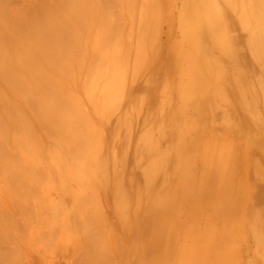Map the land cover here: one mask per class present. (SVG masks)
Returning a JSON list of instances; mask_svg holds the SVG:
<instances>
[{"label":"rangeland","instance_id":"374dc122","mask_svg":"<svg viewBox=\"0 0 264 264\" xmlns=\"http://www.w3.org/2000/svg\"><path fill=\"white\" fill-rule=\"evenodd\" d=\"M9 1L7 0V9L11 8L12 10V7H14V9L18 7V10H25L32 2L34 4L35 0H12L14 3L13 5H11L12 2ZM49 1L52 3V0ZM49 1L47 0L48 5ZM94 1L99 7L104 3L102 0ZM131 1L132 0H113L112 3L114 2V4H109L108 11L111 17L108 16L109 19L107 18V20H114L118 14H120V18L123 14V18L118 19L117 24L115 23L117 25V28H115L118 31V27L122 25V22L126 21L125 18L129 15V21H131L130 15H133L131 21L133 23L129 22V25L132 24L131 30L134 31V33H132L130 29H127L128 22H126L125 25L123 23L120 27V29H123L121 30L122 35L119 30L120 35L117 34L118 32H115L116 35H119L116 36L118 38L115 39V36H112L114 38L111 37L107 40L109 44L107 41L104 42L105 44L107 43L108 49L103 43L102 45L104 47H102V45H100L101 41L98 39L100 35L99 32H101L102 29L98 31H94L91 28L86 30V27L82 26L83 30L79 29L81 32H77L78 35H83L80 38L81 41L83 39V43H80L81 50L88 52L93 50L94 52L97 51V53H100L102 48L101 55H103L106 50L105 55L107 59L110 58L109 55L112 56L110 58L111 60H108L110 63L112 61L114 63L111 64L109 68L103 70L102 68L104 66H101V77L99 75V77L97 76L94 78L95 81L93 80L89 83L88 79L90 78L87 76L88 74H86V67H88L87 61L82 62V64L80 62L81 60L77 62V54L71 58L72 60L69 59L70 61H67L68 59L63 60L61 57L58 58L61 60H59L60 63L65 64L67 62L66 64L68 65L61 64V67L51 69V71L49 70V74H53L55 79L66 85L68 83V85L65 86L67 91H69V104H71L69 113L74 111V115L70 114V116L73 115L71 120L75 118L81 120L82 124H78L77 127L81 130H85L89 135L81 149L76 147L77 142L80 141L78 136L73 133L74 136L71 135V133H67L68 130L63 124L60 127L62 130L59 129L61 131H56L55 127L51 125V121L48 122L44 120L45 117L43 113L39 112L40 115H43V117L42 115L39 117V114L28 105L26 106L30 109L23 105L27 104V101L25 100L26 103H22L24 100H21L22 97L20 99V95L19 98L17 97L18 94L11 98V101L14 100L12 103H15L16 107H21L22 113L24 112V122L27 120L25 125H29L28 127H30L25 129L26 126L22 123L24 128L20 126L19 130H27L29 137H32L31 142L27 141L31 147H24L27 143L24 139L25 142L23 141L21 143V145L24 143V146L18 148V145L15 149L13 141L9 139L5 140V137L0 138V143L2 142V144H0V151H5V157L7 156L5 160V164H7L6 173L9 175V172H15L22 175V177L18 178V185H12L10 180L6 177V174L0 177V207L2 210L9 213L12 212L10 214L15 221H19V223L16 222L17 225L14 224V239H16L13 241V246L16 251L14 253L17 254L18 263L80 264L93 255L103 257V254L116 255L117 257L120 255L123 258L124 255L122 254L124 250L125 254L128 248H126L128 245L125 240L126 238L124 236L122 237L124 234H122V232L126 233L123 224L124 221L134 218V220L137 219V223H140L142 220L141 217L145 216V220L149 223V237L154 234L160 239L155 246H153L149 240L147 243L149 245L148 254L150 258L154 257L156 261H158L156 256H161L163 252L166 251V248H172L174 252L172 263L170 260L168 261L169 257L166 258V261H168L167 264H173L175 257L182 253L179 247L185 245L196 248L198 241L205 237L206 232L204 230H210V232L213 233L214 224H216L219 227V229H216L219 230L218 235H220V237L230 238L228 240L233 239L232 241H228L227 238H222L223 241L221 242L222 244H219L220 247L228 249L229 253L234 255V258L239 257L242 264H246L247 262L255 264L253 261L255 262L256 258L262 260L263 262L261 264H264V237L261 238V243L260 234H258V231L264 230V167L257 168L253 164L255 155L248 147L250 143L249 140L252 136L248 130L246 131L244 123L238 126L236 122L237 118V121L240 120L239 117H241L243 113V100L239 89L230 80L229 67L227 66L229 65L233 72L237 70L241 76L253 74L252 83L247 85V89L251 90L252 87L257 89V79L261 77L259 76V64L256 61L253 62V57H249L251 53L249 54L247 42L248 38L251 36L249 34L250 31L246 29V31H243L241 29L243 27L240 21L236 19V15H229L221 0H217L220 7H223V11L221 12L219 9L220 7L217 5L219 7V12L223 13V16L225 14L224 17H221L222 19L224 18L223 20L225 22L223 21V23H225V25L222 24V19L219 14L217 17L219 16L218 18H220L221 21L217 18L215 23H219L220 27L218 28L217 25L215 26L218 30L220 29V31L223 29L226 36L232 39V47L234 46L237 48L235 51L238 52V57H235L234 60L239 64L234 63L239 65L238 67L240 68L235 69L237 66L234 64V66H236L234 68L230 65L227 59L220 55L219 49L214 48L213 45L203 37L202 32L205 25L202 24L201 19H198V14H196L194 18L185 15L182 0H148L150 3H146V0L145 2L144 0H134L135 3L137 2L136 4ZM43 2L47 3L44 0ZM55 2H57V0ZM140 2L141 4H139ZM157 2H159L161 8H159V6L157 7ZM9 3L11 5L10 7ZM38 3L41 4L40 1ZM54 3L51 5H54ZM105 4L108 6V3ZM142 4L146 7H143ZM154 4L155 6H153ZM150 5L153 7L150 8ZM112 6L114 7L111 9ZM155 7L157 10H155ZM114 8L117 11L113 10ZM137 8L141 9V12H136ZM144 8L148 9L146 10ZM144 10H146V12ZM111 11L112 13L114 11L117 13H114L116 15L115 17ZM154 11L158 12L154 13ZM21 12L22 11H20V13ZM144 13L146 14L144 15ZM148 14L152 16L148 17ZM155 14L157 17H155L156 19L153 17ZM143 16H146L145 18L147 19L149 18V21L144 19ZM151 17L153 21L154 19L157 20V25L155 22H153L154 24L151 22ZM121 19H124V21L122 20L121 24L118 26V22L119 20L121 21ZM158 19L161 22L158 21ZM139 20H141L140 24L138 23ZM178 20H181V26H179L180 21L178 23ZM114 21H116V19ZM146 22L149 23L147 24L149 28L146 26L148 29L146 30L147 32H144L143 29H146L144 26ZM154 26H157L156 29ZM128 28L130 27L128 26ZM151 28H154V30L152 29L153 31H149ZM224 28H226V30ZM92 31H94L95 35H93L94 33ZM126 32H131L133 36L131 33L127 34ZM144 33H154L153 36L155 37L145 35V38ZM247 34L250 36L246 37ZM127 35L136 39V42L133 40V42L137 44L133 43L136 47L134 48V45L131 48L135 50L139 47L137 50L139 52H137V54L135 53V55L133 54L134 52L130 53V51H132L130 49L132 45L130 42L132 40L128 38L129 36L127 38L130 40L126 39ZM121 36L122 39L120 40L119 38ZM142 37H144L143 40H147V43L144 41L146 44L143 42ZM111 39H113V41H111ZM245 40L247 42H245ZM115 43L118 47L121 45V48L118 50L114 49L116 46H114ZM143 43L145 49H143ZM222 43L219 44V47L225 50L227 44ZM117 46L116 48H118ZM98 49H100V51ZM198 49L200 50L198 51ZM114 53L118 54V57H115ZM132 55H134V57ZM239 57H241V59ZM115 58H117L116 60L119 64L115 62ZM205 58L209 59V61L204 62L203 59ZM242 58L245 59L246 62ZM127 59H129V61ZM109 62H106V65ZM79 63L81 65H79ZM114 64L115 66L112 68ZM207 64L209 66L211 64L218 69L220 72L219 80L214 79L213 71L209 69L211 66L208 67ZM246 65L249 68H246L248 70L245 69ZM68 66H70V68ZM241 66H243V68ZM59 68L65 69V72L69 69L67 73L68 76L71 75V78L67 77V73L63 74L64 71L62 74H59L61 70L56 73L55 70ZM70 70H73L72 74H69ZM60 75L63 77L66 75V78ZM110 75L112 78H110ZM107 80L109 81L107 82ZM92 85H94V87ZM183 87H188V92L182 91ZM189 88L191 89L189 90ZM119 90L120 92H117ZM84 91H86V93H84ZM13 95L15 94L13 93ZM104 96H106V98H104ZM217 96L226 97L229 105L233 108V126L229 129L226 128L223 123L220 110L214 108L218 106L215 102ZM102 98H104V100ZM263 106L264 104H261L262 113L264 114ZM49 107V105H46L45 108L49 109ZM72 107H76L77 109L75 108V110ZM19 130H13V140L15 132H18L16 133V135L18 134L17 136L21 135L22 137L23 132L20 133ZM1 139L4 140L5 144ZM9 142L14 145L12 149L9 147L11 146ZM4 145L8 147V149ZM222 145L224 147L235 145L237 154L248 161L247 166L244 168H248V166L251 165L249 171H252V173L247 176L246 183H244L248 188V192L246 196H242L239 207L230 221L226 222L225 225H223L225 222H222V224L219 219L218 221L217 219H198L196 214L194 217L189 213L191 209L186 207L184 203L182 204L183 201L181 202L180 200V198L184 197L187 191H189V180H191L192 177L198 178L201 174L206 173V160L212 157V155L214 156L216 153H219L222 150ZM39 148L40 150L38 151ZM10 149L11 151L14 150L11 152ZM33 149L34 151L36 150L35 153ZM13 155L15 157H13ZM203 168L205 170H203ZM126 174L129 175L126 176ZM131 174H133V177ZM100 176H103V179H100ZM131 178L132 180H130ZM98 179L100 181L98 182L100 186H97L96 183ZM111 180L113 181L112 185L109 184ZM237 180L238 184H241L240 176L237 177ZM63 183L65 184L63 185ZM77 184L84 186H79L78 188ZM90 184H92V188H90L91 186L89 187ZM113 185H115V187ZM110 187L112 189H109ZM63 189L64 192H62ZM79 189H81V191H79ZM13 192L14 194H12ZM11 194L14 197H12ZM15 195H17V198ZM1 197L6 198V200ZM136 200L140 202V204ZM17 201L19 204H16ZM54 203L56 204L53 205ZM16 205H18V207ZM132 205H134V207ZM165 205L177 207V210L172 214L171 218H169L166 213ZM187 208L189 212L186 211ZM19 211H22L21 213L24 214L23 217H20L21 214L18 215L20 213ZM123 211L125 213H123ZM128 213L132 215V218ZM16 215H18V218ZM50 215H54V219ZM191 217H194L195 220ZM43 219L44 221L42 223L41 220ZM45 220H48L50 223L45 224ZM36 221L38 222L36 223ZM33 222L35 224H33ZM243 222L245 225L244 230L242 228ZM53 223L55 224L52 225ZM25 224L29 226L26 227ZM42 224L44 226H42ZM192 226L197 231L189 232L188 229ZM23 227H25V229H23ZM43 227L45 230H48L45 231ZM50 227L51 229L53 228L52 231ZM222 230L223 232H221ZM224 233L228 236L224 235ZM113 235L117 238L115 236L113 237ZM200 236L202 237L198 238ZM223 242L227 244V247H225ZM87 244L90 248L87 247ZM122 245L124 247H122ZM114 247L116 249L115 252L113 250ZM117 249L118 252H116ZM77 251L80 252L78 253ZM193 258L195 257L193 256ZM156 261H152L153 264H155ZM159 263H161V260Z\"/></svg>","mask_w":264,"mask_h":264},{"label":"bare ground","instance_id":"6f19581e","mask_svg":"<svg viewBox=\"0 0 264 264\" xmlns=\"http://www.w3.org/2000/svg\"><path fill=\"white\" fill-rule=\"evenodd\" d=\"M39 1L41 2V4L38 3ZM39 1L35 0L34 4L32 2V4L28 8H26L25 10L24 9L18 10L19 9L18 7H17V9H14V7H12V10H11V8L7 9V0H0V138L5 137V140L9 139L10 141H13V144L15 146L10 142H9L10 144L8 143L9 145L12 146V147L9 146L11 149L13 148V146H14V149L17 148L18 145H19L18 148H20V146H24V143L21 145V143L24 141V139L26 142L32 141V137L31 136L29 137L28 131L25 130L26 128H30V127H28L29 125L28 126L25 125V122L27 120L24 122V120H25V118L23 116L24 112L22 113L21 107H16L15 103H12L14 100L11 101V98L16 96V94H18V96H17L18 98L20 95V99L22 97V99H21L22 101L23 100L27 101V104H23V105H25V106L28 105L31 109H33L35 112H37L39 114V117L42 115V114L40 115L39 112L43 113L44 117H45L44 120H47L48 122L51 121L52 122L51 125L55 127L56 131L61 129L60 127L63 124L66 127V129L68 130L67 133H71V135L76 134L78 136V139L80 140L79 142H77L76 147L78 149H81L89 135L87 134V132L85 130H81L80 128L77 127L78 124H80L82 122L81 120H77L76 118L72 119L74 121L71 120L72 116L74 115L73 114L74 111H71V113H69V107H71V104H69L70 103L69 91H67V89H66V86L68 85V83L66 85L65 83H62L61 81H58L57 79H55L53 77V74L52 75L49 74L50 73L49 70L51 71V69L61 67L62 65H65L67 63V62L65 64L60 63L61 60L58 58L61 57L63 60L68 59L67 61H70L69 59H71L74 55L76 56V54H77V62L81 60L80 62L82 64V62L87 61L86 63L88 64V67H86L87 73L86 72L85 73L88 74L87 76H89V78H90V79H88L89 83H91L95 77H97V76L99 77V75L101 77L102 76V74H101L102 73V71H101L102 67L101 66L102 65L104 66L102 68L103 70H106L107 68H109L110 65L114 63L113 61L110 63L108 60L112 56L109 55L110 58L107 59V56L105 55V51H106L105 48H104V50H105L104 54L101 55L100 54L102 51L101 47H100L101 51H100V49H98L100 51V53L99 52L97 53V51L94 52L93 50L90 52L81 50L80 49V43H83L82 42L83 39L81 41L80 38L83 35H78L77 32L79 31V29H82V26L83 27L85 26L86 30H89L90 28L94 31H98V30L102 29V31L99 32L101 37H100V35L98 37V39L101 41L100 45H102V43L105 44L104 42L109 40L112 36H115V39L118 38L116 36H119L122 33L121 30H123V29L122 28L120 29V27L123 25V23L125 25V23L128 22L127 24L130 28H128V26H127V29L131 30L132 29L131 23H133L131 21H132L133 15L132 16L130 15L131 21H129V19H130L128 17L129 15L127 16L128 19L124 17L126 19V21H124V19H121V21L119 20L118 26H119V24H121L122 20L124 22H122V25H120L118 27V31H117V29H116L117 28L116 27L117 26L116 25L117 20L120 18H123L122 17L123 14L119 18L120 14H118V16H116L115 14H117V13H115V11L112 13V11H111L113 16L114 17L116 16V18L113 17L114 20L116 19V21H114V20L108 21L107 20L108 16L111 15L110 12L108 11V7H109V4L111 5L113 0H102V1H104V3H102L100 5V7H99V5H97V3L94 0H57V2H55L56 0H54L55 3L52 0V3H54V5H51L52 3L49 0H48L49 5H48L47 0H44L47 3L43 2V0H39ZM150 1L146 0V3H148V2L150 3ZM155 1H159V0H155ZM9 2H12L11 5L14 4L12 0H10ZM131 2L133 3L134 0H132ZM131 2L130 3L128 2V3L132 4ZM144 2H145V0H144ZM221 2L226 7V11L228 12L229 15H231V14L233 16L236 15V19H238L240 21V23L243 27L241 29L243 31H246V30L250 31L249 34L251 36L248 34L246 35V37L250 36V38H248V42L245 40V42H247V46H248L247 48H248L249 54L251 53V55H252V56L249 55V57H253L252 58V60L254 59L253 62L256 61L259 64V73H260L259 76L261 78L257 79V89L255 87H252L251 90L247 89V87H248L247 85L249 83H252V79H253L252 75L253 74L247 75L245 73L246 75L241 76L237 70L233 72L231 70V67L229 65H227V66L229 67L230 80L239 89V92H240V94L242 96V100H243V107H242L243 113H242V116L239 117L240 120L237 121V119H238L237 118L236 122H237L238 126L242 125L244 123L246 126V131L248 130L250 135L252 136V138L249 140L250 143H249L248 147L250 150L253 151V153L255 155V157L253 158V162H254L253 164L257 168L258 167L262 168V166L264 167V114L262 113V109H261V104H264V84H263L264 83V81H263L264 80V78H263L264 77V0H221ZM105 3H108V6ZM157 3H158V5H157V7H158L159 2H157ZM182 3H183L182 6L184 9L185 15L192 16V18H194V17H196V14H198V16H199L198 19H201L202 24L205 25V28L203 29V32H202L203 37L211 45H213L214 48L219 49L220 55L222 57L226 58L230 65H232L234 68L236 66L238 67L239 65H237V64H239V63L235 62V60H234L235 57L236 58L238 57V52L235 51V50H237V48L234 46L232 47V45H231L232 39H230L228 36H226V33L223 29H221V31H220V29L219 30L217 29V27L218 28L220 27L218 21H217L218 24L215 23L219 16H220V18L225 16V14L223 16V13L219 12V9L221 12L223 11V9H222L223 7H220L218 1L217 0H182ZM38 4H40V5H38ZM113 4H114V2L112 3V5ZM139 4H141V2ZM11 5L9 3V7ZM55 5H57V6H55ZM142 5H143V7L145 6L144 4H142ZM212 5L215 7V9ZM153 6H155V4ZM153 6L150 5V8ZM19 7H21V6H19ZM113 7L114 6H112L111 9ZM134 7H135V5H134ZM21 8H24V7H21ZM159 8H161V7L159 6ZM159 8H158V10H159ZM13 9H14V11H13ZM127 9H128V7H127ZM130 9H131V7H130ZM144 9H146V8H144ZM7 10H9V11H7ZM113 10H116V9L114 8ZM146 10H144V11L146 12ZM155 10H157V8ZM20 11H22L21 12L22 14L20 13ZM138 11L141 12V9L137 8L136 12H138ZM15 12L20 13V14H17ZM127 12H128V10H127ZM155 12H158V11H154V13ZM12 13H14V14H12ZM149 13H150V10H149ZM126 14H129V13H126ZM145 14L146 13H144V15ZM152 14H153V12H152ZM139 15H140V13H139ZM217 15H219V16L217 17ZM150 16H152V15L150 14ZM150 16L148 14V17H150ZM145 17L143 16L144 19H147ZM153 17L155 18L156 14ZM220 18H218V19L220 20ZM151 19L150 20L152 23L157 22V20H155V19L153 21L152 17H151ZM223 19H222V24L225 25V23H223V21H224ZM227 19H225V20H227ZM140 21L141 20H139V22H138L139 24H140ZM147 21H149V18L147 19ZM158 21H160V20L158 19ZM179 21H180V25L179 24L178 25L181 26V24H182L181 20H178V23H179ZM129 22H131L130 23L131 25H129ZM139 24H138V27H139ZM147 24H149V23L146 22V24L145 25L143 24V25L145 27L147 26L149 28V26ZM157 24L158 23H156V25ZM215 25H217V27ZM229 25H231V24H229ZM134 26H135V24H134ZM144 26H142V27H144ZM147 27H146V29H143L144 32L148 29ZM154 27L156 29L157 26H154ZM152 29L154 30V28H151V29H149V31H153ZM224 29L226 30V28H224ZM119 30H120V34H119ZM94 31H92V32L94 33ZM79 32H81V31H79ZM115 32L116 33L118 32L117 34H119V35H116ZM130 33L131 32H129L127 34H130ZM132 33H134V31H132ZM93 35H95V33ZM145 35H151V37H155V36H153L154 33L153 34L152 33L151 34L150 33H148V34L144 33V36ZM132 36H133V34H132ZM127 37L132 40L130 42V43H132L131 46L128 43L130 46V49H131L136 44L135 43L136 39L135 38L133 39V37H130V35H127L126 39H128ZM147 37H150V36H147ZM112 38H114V37H112ZM143 38L144 37H142V40H143ZM145 38H146V36H145ZM187 38H188V36H187ZM119 39L121 40L122 36ZM130 39H128V40H130ZM133 40L135 42H133ZM111 41H113V39H111ZM117 41H116V43H117ZM144 41H146V43H147V40L144 39L143 42ZM153 42H154V40H153ZM222 42L224 44H227L226 45L227 48L225 50L223 48L219 47V44ZM116 43L114 44V46L115 45L117 46ZM119 43H121V42H119ZM133 43H135V44L133 45ZM144 43H143L144 48L142 47L143 49H145ZM108 44H109V42H108ZM173 44H174V42H173ZM136 45L134 46V48L136 47ZM83 46H84V44H83ZM107 46L108 45L106 43L105 47H107ZM116 46L114 47V49L118 50L121 48V45L119 47L117 46L118 48H116ZM129 46H128V48H129ZM102 47H104V46L102 45ZM179 47H178V49L180 50ZM84 48H85V46H84ZM111 48H113V47H111ZM138 48L135 49L136 51L134 49L133 50L131 49L132 51H130V49H129V51H130V53L134 52L133 54L135 55V53L137 54V52H139V51H137ZM107 49H108V47H107ZM199 50L200 49H198V51ZM115 52H116V50H115ZM178 54H179V52H178ZM243 54H245V53H243ZM117 55L118 54H115L114 56L118 57ZM134 55H132V56L134 57ZM182 56H183V54H182ZM201 57L203 58L202 55H201ZM239 58L241 59V57H239ZM116 59L117 58H115V62H117ZM245 59H246V57H245ZM245 59H243V60H245ZM127 60L129 61V59H127ZM182 60H184V59H182ZM203 61L204 62L209 61V59L205 58V59H203ZM106 62H109V63L106 65ZM234 62L237 64H235ZM245 62H246V60H245ZM69 63H71V62H69ZM81 64L79 63V65H81ZM234 64L236 66H234ZM66 65H68V64H66ZM114 66H115V64L112 65V68H114ZM207 66L208 67L211 66L209 69L213 71L214 79L219 80L220 72L218 71V69L211 64H210V66L207 64ZM246 66H245V69L248 68V66L247 67ZM65 67H67V66H65ZM68 67L70 68V66H68ZM237 67L235 69L240 68V67H238V68ZM241 67L243 68V66H241ZM248 69H246V70H248ZM59 70H61L60 71L61 73L59 72ZM68 70H67V72H68ZM240 70H242V69H240ZM63 71H64L63 74L67 73V72H65V69L59 68L58 70L57 69L55 70V72L56 73L59 72V74H62ZM72 72H73V70H70L69 74L70 73L72 74ZM86 74H85V77H86ZM256 74H254V75H256ZM66 75H67V77L71 78V75L68 76V73ZM66 75H64L65 78H66ZM73 75H74V73H73ZM50 76H52V77H50ZM61 77H63V76H61ZM110 78H112V76ZM254 80H256V79H254ZM108 81L109 80H107V82ZM89 83H88V85H89ZM92 84H94V83H92ZM243 84H244V87H243ZM92 86L94 87V85H92ZM124 86H126V85H124ZM250 86H252V85H250ZM190 89L191 88H189V90ZM182 91L188 92V87H183ZM117 92H120V90ZM117 92H115V93H117ZM13 93L15 95H13ZM84 93H86V91H84ZM98 94H99V92H98ZM106 94H108V93H106ZM115 97H114V99H115ZM104 98H106V96H104ZM104 98H102V99L104 100ZM112 98H113V96H112ZM13 99H15V98H13ZM119 99H121V98H119ZM24 101L22 103H26V101L25 102ZM107 101H108V99H107ZM118 101H120V100H118ZM215 102L218 106H215L214 108L220 110V114L222 116L223 123L225 124L226 128L229 129L230 127L233 126V119H234L233 108L229 105V102L227 101L226 97L217 96ZM46 105L50 106L49 109L45 108ZM73 105H76V104H73ZM21 106H22V104H21ZM30 108H28V109H30ZM72 108L75 109L76 107H72ZM72 108H71V110H72ZM30 113H31V111H30ZM70 114H73V115L70 116ZM42 117H43V115H42ZM22 123H24V125L26 127L24 130L21 129L22 130L21 131V130H19V127L20 126L23 127ZM48 125H50V124H48ZM13 130H19L20 133L23 132L22 137H21V135L17 136L18 134L16 135V133H18V132H15L14 136L16 138L14 137V140H13L12 139L13 133H14ZM61 130H59V131H61ZM94 133H95V131H94ZM17 138H20V139H17ZM1 140L4 143V140L3 139H1ZM28 143L29 142H27L24 147H27V148L29 146L31 147V145H29ZM0 144H2V142ZM32 147H35V146H32ZM6 148L8 149V147H6ZM35 148H37V147H35ZM11 149H10V151H11ZM221 149L222 150L219 153H216V155H214V156L212 155V157H209L206 160L205 166H206L207 170H206L205 174H201V172H200V174H201V175L199 174L200 177H198V178L192 177L191 180H189L190 181L189 187H188L189 191H187V193L184 195V197H181L180 200H181V202L183 201L182 204L184 203V205H186V207L191 209L190 212H189L188 208L186 211H188L194 217L196 214V217L198 219H208V220L209 219H212V220L217 219V221L219 219L221 221L220 223L225 222L224 224L222 223L223 225H225L226 222L230 221L231 217L234 215L237 208L239 207L242 196H246V194L248 192V188L245 186L246 184H244V183H246V178L249 174L252 173V171H249L251 165H249L248 168H244L247 166L248 161L245 158L243 159V157H240L239 154H237V152L235 150V145H233V146L228 145L226 147L223 146ZM39 150H40V148L38 149V151ZM45 150H46V148H45ZM33 151H34V149H33ZM4 152H2V150L0 151V177L5 176V174H6V177L10 180L12 185H18L17 184V181H19L18 178L22 177V175L19 173H15V172H11V173L9 172V175L6 173L7 164H5V160L7 159V156L5 157L6 153H4ZM35 152H36V150L34 151V153ZM13 157H15V156L13 155ZM203 170H205V169L203 168ZM202 173H204V172H202ZM129 174H126V176ZM34 175H36V174H34ZM131 176L133 177V174H131ZM238 176H240L241 184H238V180H237ZM102 177L100 176V179H103ZM96 180H94V181H96ZM122 180H124V179H122ZM130 180H132V178ZM79 181H81V180H79ZM126 181H127V179H126ZM5 182H7V181H5ZM98 182H100L99 179L96 183H97V186L98 185L100 186V184ZM112 183H113V181L111 180V182L109 184L112 185ZM64 184L65 183H63V185ZM77 185H78V188H79V186L80 187L84 186V185L81 186L79 184H77ZM91 185L92 184H90L89 187ZM113 186L115 187V185H113ZM85 187H86V185H85ZM92 187L93 186H91L90 188H92ZM111 187L109 189H112ZM141 187H144V186H141ZM15 188H17V187H15ZM65 188H66V186H65ZM138 188H139V186H138ZM2 190H3V188H2ZM73 190H74V188H73ZM79 191H81V189H79ZM14 192L12 194H14ZM62 192H64V189L62 190ZM127 192H128V190H127ZM132 192H133V190H132ZM89 193H90V191H89ZM69 194H70V192H69ZM17 195H15L16 198H17ZM146 195H147V191H146ZM12 197H14V196L12 195ZM4 199L6 200V198H4ZM15 200H17V199H15ZM19 202H21V201H19ZM25 202H26V200H25ZM25 202H24V205H25ZM58 202H59V200H58ZM17 203H18V201L16 202V204ZM134 203H136V202H134ZM138 203L140 204V202H138ZM55 204L56 203H54L53 205H55ZM58 205H59V203H58ZM127 205H128V203H127ZM1 206H2V204H1ZM16 206L18 207V205H16ZM132 206L134 207V205H132ZM41 208H42V206H41ZM43 208H44V206H43ZM60 208H61V206H60ZM75 208H76V205H75ZM176 208L177 207H175L173 205H165V210H166V213L168 214L169 218H171L172 214L177 210ZM38 209L41 210L40 208H38ZM10 210H11V208H10ZM10 210H8V211H10ZM56 210H57V208H56ZM137 210H138V207H137ZM16 212H17V209H16ZM21 212L18 215L21 214L20 217L21 216L23 217L24 214H22ZM10 213H12V212H10ZM10 213L5 211V210H2L0 207V264H19L17 261V254L14 253L16 251H15L14 246H13V241L16 239V238L14 239V233H15L14 224H16V222L19 223V221L18 220L15 221V219L13 218V216ZM14 213H15V211H14ZM123 213H125V212L123 211ZM25 214H26V212H25ZM131 214H132V212H131ZM18 215H16V217ZM54 215H55V213H54ZM54 215H50V216H52L54 219ZM26 216H27V214H26ZM130 216L132 218V215H130ZM194 217H191V218L194 219ZM126 218H128V217H126ZM141 218H142V220L140 221V223L139 222L137 223V219L134 220V218L128 219L127 221H124V223H123L126 233L122 232V234L124 233L122 235V237L124 236L126 238L125 240L128 243V245L126 246V248L128 247L126 250V253L124 254V252H125V250H124V252L122 254V255H124L123 258L120 255L117 257L116 255L114 256L111 254L110 255L109 254H107V255L103 254L104 255L103 257H100L99 255H96V256L93 255L89 259H87V260L85 259L86 260L85 262L82 261V263H80V262L79 263L80 264H109V263H113V264H153L152 261H154V260L156 261V259L154 257L150 258V255L148 254L149 245L147 243L149 240L151 242V244L153 246H155V244L158 241H160V239L157 238V236L154 234L149 237V230H150L149 229V223L147 220H145V216L141 217ZM38 221H36V223ZM41 221L43 223L44 219ZM149 222H150V220H149ZM47 223H50V222L47 220L45 224H47ZM33 224H35V223L33 222ZM54 224L55 223H53L52 225H54ZM235 224H237V223H235ZM28 226L29 225H26V227H28ZM42 226H44V225L42 224ZM214 226L215 227L213 229V233H211L210 230H208V231L204 230L206 232L205 237L204 238H201L202 236L198 237L201 239L200 240L197 239L199 241L196 245V248L195 247H193V248L188 247L185 245L182 247H179V249L182 253L180 255L178 254V256L175 257L173 264H242V261L239 257L234 258V255L230 254L228 249H223V247L219 246V244L223 241L222 238H227V237H220V235H218L219 230L216 229V228L219 229L218 225L214 224ZM244 227H245V225L243 222V227H242L243 230H244ZM45 228H46V225H45ZM45 228H44V230H45ZM201 228L203 229L202 226H201ZM23 229H25V227H23ZM50 229H51V227H50ZM52 229H51V231H52ZM47 230H45V231H47ZM224 230H225V228H224ZM188 231L189 232H191V231L195 232L197 230H195V228L192 226V227H189ZM221 232H223V230ZM44 234H45V232H44ZM258 234H260L259 235L260 236V242L262 243L261 238L264 237V230L258 231ZM224 235H226V233H224ZM114 236L115 235H113V237ZM117 236H118V234H117ZM226 236H228V235H226ZM231 237H232V235H231ZM228 239H230V238H227V240ZM232 240L233 239L228 240V241H232ZM90 242H92V241H90ZM116 242H117V239H116ZM46 244H47V242H46ZM223 244L225 245V247H227L226 246L227 244H225V242H223ZM231 244H232V242H231ZM19 245H20V243H19ZM87 247L90 248L89 245ZM122 247H124V246L122 245ZM122 247H121V249H122ZM229 247H231V246H229ZM113 250L115 252V250H116L115 247ZM172 250H173L172 248H166V251L163 252V254L161 256H156V258H158V261H156L155 264L156 263L167 264V262L169 260L172 263L173 253H174ZM111 252H113V251H111ZM116 252H118V249ZM90 254H92V253H90ZM193 256L195 258H193ZM167 257H169L168 261H166ZM84 258H85V255H84ZM160 260H161V263H159ZM262 262L263 261L258 260V258L255 259V262L253 261V263H255V264H261ZM246 264H252V262H247Z\"/></svg>","mask_w":264,"mask_h":264}]
</instances>
